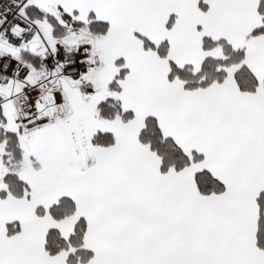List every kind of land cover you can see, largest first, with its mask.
Wrapping results in <instances>:
<instances>
[{
	"label": "snow or ice",
	"instance_id": "1",
	"mask_svg": "<svg viewBox=\"0 0 264 264\" xmlns=\"http://www.w3.org/2000/svg\"><path fill=\"white\" fill-rule=\"evenodd\" d=\"M0 264H264V0H0Z\"/></svg>",
	"mask_w": 264,
	"mask_h": 264
}]
</instances>
